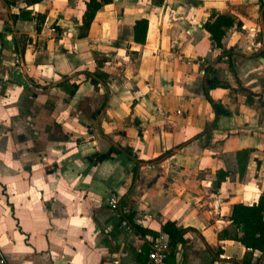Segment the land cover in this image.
<instances>
[{
  "label": "crops",
  "instance_id": "obj_1",
  "mask_svg": "<svg viewBox=\"0 0 264 264\" xmlns=\"http://www.w3.org/2000/svg\"><path fill=\"white\" fill-rule=\"evenodd\" d=\"M85 1L0 0L8 263L147 264L170 219L187 230L165 264H244L224 230L264 190V0H111L79 35ZM215 12L236 20L221 48L203 27Z\"/></svg>",
  "mask_w": 264,
  "mask_h": 264
},
{
  "label": "trees",
  "instance_id": "obj_2",
  "mask_svg": "<svg viewBox=\"0 0 264 264\" xmlns=\"http://www.w3.org/2000/svg\"><path fill=\"white\" fill-rule=\"evenodd\" d=\"M111 0H86V7L82 14V24L80 25L79 35H84L94 18L97 10L105 3ZM161 2L162 0H154ZM262 4V2H261ZM264 15V7H262ZM233 15L221 12H215L214 16L203 24V27L209 32L211 42L214 47H222L221 39L225 34V30L228 26L235 22ZM148 20L146 17H139L134 21V39L139 42L145 40V34L147 29ZM223 50V48H222ZM230 58V51H225ZM217 83V81H216ZM73 91V90H72ZM71 91V92H72ZM215 109L219 110V104L212 102ZM114 147L111 146L107 151L99 153V157L110 156ZM124 150L130 151L129 148ZM126 209L125 213L130 217V212ZM264 190L260 194L258 201L252 204H245L242 202H235L232 206L230 214V220L235 225L233 231L224 230V233L231 238L238 239L246 246V251L242 258L244 264H250L253 256V250L259 249L264 253ZM140 228V227H139ZM161 228L168 232L170 236L171 248L177 241H183L185 239V232L187 227L178 225L174 220L166 219L161 223Z\"/></svg>",
  "mask_w": 264,
  "mask_h": 264
},
{
  "label": "built area",
  "instance_id": "obj_3",
  "mask_svg": "<svg viewBox=\"0 0 264 264\" xmlns=\"http://www.w3.org/2000/svg\"><path fill=\"white\" fill-rule=\"evenodd\" d=\"M47 29L55 30V26L45 24ZM19 60V59H17ZM109 206L120 217V226L130 230L132 222L126 217L125 208L121 207L118 198L112 194L107 198ZM170 236L167 231L162 228L158 229L157 233L150 238L149 248L147 251V264H165L166 258L171 252ZM0 264H9L3 250L0 247Z\"/></svg>",
  "mask_w": 264,
  "mask_h": 264
},
{
  "label": "water",
  "instance_id": "obj_4",
  "mask_svg": "<svg viewBox=\"0 0 264 264\" xmlns=\"http://www.w3.org/2000/svg\"><path fill=\"white\" fill-rule=\"evenodd\" d=\"M263 216H264V213H263Z\"/></svg>",
  "mask_w": 264,
  "mask_h": 264
}]
</instances>
